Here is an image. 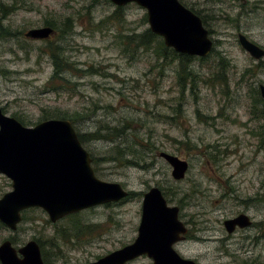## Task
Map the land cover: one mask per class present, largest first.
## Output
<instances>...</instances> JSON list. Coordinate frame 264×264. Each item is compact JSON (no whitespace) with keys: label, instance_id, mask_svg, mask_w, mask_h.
<instances>
[{"label":"rangeland","instance_id":"obj_1","mask_svg":"<svg viewBox=\"0 0 264 264\" xmlns=\"http://www.w3.org/2000/svg\"><path fill=\"white\" fill-rule=\"evenodd\" d=\"M179 2L200 17L213 42L207 56L192 58L195 77L183 75L181 83L179 62L156 57L154 46L125 50L121 36L149 28L146 11L134 3L118 10L107 0H0L3 112L25 127L73 118L77 134L99 135L83 144L95 175L132 195L54 223L40 208L25 210L16 231L0 226V244L19 248L35 240L45 264L94 262L133 242L143 194L156 187L189 230L188 241L174 246L181 257L264 264V110L257 90L264 61L237 41L240 33L264 48V0ZM44 27L54 35L25 37ZM51 52L69 67L53 82ZM107 130H116L113 138L101 139ZM129 148L141 155L123 156L134 165L116 158ZM160 152L187 162L183 179L172 178ZM10 190L0 174V198ZM240 213L252 225L227 234L223 222Z\"/></svg>","mask_w":264,"mask_h":264},{"label":"water","instance_id":"obj_2","mask_svg":"<svg viewBox=\"0 0 264 264\" xmlns=\"http://www.w3.org/2000/svg\"><path fill=\"white\" fill-rule=\"evenodd\" d=\"M116 7L134 3L146 11L149 30L162 38L165 47L176 53L205 57L213 42L199 16L179 0H107ZM50 27L31 29L25 37L48 39ZM239 44L253 58H264V50L238 36ZM264 104V88H261ZM160 158L171 167L175 180L184 178L187 162L160 152ZM74 126L66 119H47L33 127L23 126L6 115L0 107V174L11 181V190L0 198V223L16 231L23 211L40 208L52 223L89 208L118 203L129 192L119 183L100 180L91 166ZM250 224L240 215L224 222L230 233L233 227ZM184 225L178 220V209L167 205L160 189L150 188L143 194L141 218L135 240L86 264H126L141 256L152 264H197L182 258L173 245L183 240ZM0 264H45L38 243L30 240L16 248L9 240L0 244Z\"/></svg>","mask_w":264,"mask_h":264},{"label":"trees","instance_id":"obj_3","mask_svg":"<svg viewBox=\"0 0 264 264\" xmlns=\"http://www.w3.org/2000/svg\"><path fill=\"white\" fill-rule=\"evenodd\" d=\"M118 10H121V7H117ZM193 11V10H191ZM195 13V12H194ZM121 42L123 45H125V50L126 48H128L129 46H134L135 48H148V47H152L154 46L153 50H154V54L156 57H162L164 59H169V60H177L179 62V71H178V75H179V82L180 80L183 79V75L185 76H189V74L191 75V77H195L192 72L189 70V65L192 62V56H187V55H181L176 53L174 50H172L171 48H167L165 47L163 40L157 36L154 35L149 28L146 29L144 32H142L141 34H133L130 36H121ZM57 53V52H56ZM56 53L51 52V56L53 59V65H54V76L51 78V82L55 81L56 79L60 78L59 75L62 74V72H64L66 69H68V65H66V63H63L62 60H58L59 55H57ZM221 66H219L221 68V70H223L224 66L222 65V63L220 64ZM221 70H219L220 72H222ZM189 73H188V72ZM185 73V74H184ZM188 73V74H186ZM195 79V78H194ZM181 83V82H180ZM3 110V109H2ZM47 119V118H46ZM58 119H66L69 120L72 124H73V118L68 117V116H60ZM22 123V121H19ZM114 132L115 131H108L102 135L100 138L102 139H107V138H113L114 136ZM118 132V131H117ZM78 135V139L80 140L81 144L83 145L85 142H87V138L89 136H92V139L97 140L99 139V135L97 136L95 135ZM90 138V137H89ZM117 156L116 158H122V161L124 160V164L126 165H134L136 163H134L133 161H129V160H125V158L123 159V156H132L131 160H135V159H140L141 155L137 154V152L131 148H129L127 151L125 150H118V152H116ZM138 162V161H137ZM95 171V170H94ZM131 193H129L128 197H131ZM3 224L0 223V226H2ZM4 226V225H3ZM46 263H49V259H47L45 256L43 257Z\"/></svg>","mask_w":264,"mask_h":264},{"label":"flooded vegetation","instance_id":"obj_4","mask_svg":"<svg viewBox=\"0 0 264 264\" xmlns=\"http://www.w3.org/2000/svg\"><path fill=\"white\" fill-rule=\"evenodd\" d=\"M242 1V0H241ZM240 35V33L237 35V41H238V43H239V40H238V36ZM246 37V36H245ZM247 38V37H246ZM253 43V42H252ZM255 44V43H254ZM240 45V44H239ZM241 46V45H240ZM258 46V45H257ZM259 47V46H258ZM242 48V47H241ZM261 48V47H260ZM243 49V48H242ZM261 49H263L264 50V48H261ZM244 50V49H243ZM245 51V50H244ZM246 52V51H245ZM251 58H253L248 52H246ZM254 60H260V61H264V58L262 57V58H259V59H256V58H253ZM264 88V85H258V88H257V90H258V94L260 95V97H261V99H262V95H261V88ZM263 100V99H262ZM263 110H264V104H263ZM188 170V169H187ZM187 172V171H186ZM186 174V173H185ZM129 196V195H128ZM171 207H176V206H171ZM177 209H178V220L180 221V219H179V208L178 207H176ZM240 215H244V214H238L236 217H234V218H231V219H229V220H233V219H235V218H237L238 216H240ZM140 218H141V216H140ZM249 220V219H248ZM226 221V220H225ZM224 221V222H225ZM181 222V221H180ZM224 222H223V228H224V230L226 231V233L227 234H229V235H231V234H233L237 229H246V228H249L251 225H252V223L250 222V224L249 225H247V226H245V227H243V228H241L240 226H238V225H236V226H234L233 227V230L230 232V233H228V231L226 230V228L224 227ZM139 223H140V221H139ZM182 223V222H181ZM183 224V223H182ZM184 225V224H183ZM139 226V225H138ZM184 227H185V229H186V234L183 236V240H181L180 242H187L188 241V239H189V230H188V228L186 227V225H184ZM137 230H138V227H137ZM136 238V237H135ZM135 240V239H134ZM133 240V241H134ZM180 242H177V243H180ZM177 243H175L174 245H173V249H174V246L177 244ZM175 250V249H174ZM139 258V257H138ZM183 258V257H182ZM137 259V258H136ZM135 260V259H134ZM195 262V261H194ZM196 263V262H195Z\"/></svg>","mask_w":264,"mask_h":264},{"label":"bare ground","instance_id":"obj_5","mask_svg":"<svg viewBox=\"0 0 264 264\" xmlns=\"http://www.w3.org/2000/svg\"><path fill=\"white\" fill-rule=\"evenodd\" d=\"M193 12V11H192ZM194 13V12H193ZM195 14V13H194ZM197 15V14H196ZM198 16V15H197ZM213 46V45H212ZM173 50V49H172ZM179 54V53H178ZM182 55V54H181ZM184 55V54H183ZM188 56V55H187ZM193 57V56H192Z\"/></svg>","mask_w":264,"mask_h":264}]
</instances>
